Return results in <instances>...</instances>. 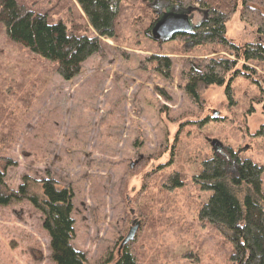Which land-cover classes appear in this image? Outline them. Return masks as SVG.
I'll return each instance as SVG.
<instances>
[{"label": "rangeland", "instance_id": "374dc122", "mask_svg": "<svg viewBox=\"0 0 264 264\" xmlns=\"http://www.w3.org/2000/svg\"><path fill=\"white\" fill-rule=\"evenodd\" d=\"M18 1L71 32L97 36L77 0ZM193 1L185 13L200 22L207 9ZM119 3L117 37H100L102 53L71 81L56 63L11 41L0 23L1 190L16 193L27 182L42 197L48 177L72 188V245L91 263L115 264L138 223L127 246L136 264H234L226 235L199 219L210 193L194 178L227 148L264 165V63H248L252 77L234 80L232 102L226 86H201L195 103L184 92L183 70L206 57H233L218 44L153 42L150 27L165 13V0ZM241 9L231 14L226 36L239 46L256 43L257 29ZM156 56L172 59L171 77ZM50 242L44 215L30 201L0 205V264H57Z\"/></svg>", "mask_w": 264, "mask_h": 264}, {"label": "trees", "instance_id": "16d2710c", "mask_svg": "<svg viewBox=\"0 0 264 264\" xmlns=\"http://www.w3.org/2000/svg\"><path fill=\"white\" fill-rule=\"evenodd\" d=\"M77 2L97 36L71 32L64 21L53 22L48 14L28 9L18 0H0V23L8 38L56 63L58 73L65 81L78 77L83 64L102 53L100 37H117L119 0ZM183 2L185 5L194 3L193 0ZM202 3L206 6L207 18L198 22L195 31L179 33L172 39L184 38L196 47L218 44L233 58L206 57L198 65L191 64L189 70L182 72L184 92L193 102L200 103L201 86H226L232 102L234 80L239 76L252 77L248 71L255 70L248 63H264V0H202ZM239 6L241 18L257 29L256 43L239 46L226 36V24ZM162 58H165V76L171 77L172 59L168 56L153 59L159 61ZM240 61L244 62L242 68H239ZM259 83L263 94L264 80ZM227 152L226 156L214 152L203 162L202 172L194 178L202 191L210 193L199 212V219L217 226L226 235L233 247L231 261L234 264H264V165L238 156L231 148H227ZM230 164L234 166L232 170ZM41 183L42 197L31 193L27 182L16 193H3L4 180L0 172V205H9L13 199H25L43 213L44 228L50 235L52 257L57 264H109L113 261L110 258L91 263L85 253L73 247L74 191L70 187L61 188L52 177ZM135 239L124 246L121 244L115 264H136L135 254L128 249Z\"/></svg>", "mask_w": 264, "mask_h": 264}, {"label": "water", "instance_id": "95a60500", "mask_svg": "<svg viewBox=\"0 0 264 264\" xmlns=\"http://www.w3.org/2000/svg\"><path fill=\"white\" fill-rule=\"evenodd\" d=\"M197 25L193 22V19L187 14H176V13H164L160 18L153 24L150 30V36L153 40L158 42H166L171 40L175 35L179 33H191L195 31ZM217 116L218 112L214 111ZM215 148H219L217 145V140L209 139ZM138 223L133 226L127 237L123 240L122 246L131 242L135 237V232L138 229ZM121 246V247H122Z\"/></svg>", "mask_w": 264, "mask_h": 264}, {"label": "flooded vegetation", "instance_id": "af4514ba", "mask_svg": "<svg viewBox=\"0 0 264 264\" xmlns=\"http://www.w3.org/2000/svg\"><path fill=\"white\" fill-rule=\"evenodd\" d=\"M190 7H186L183 0H165V14L172 12L176 14L185 13L186 9ZM195 8V7H194ZM192 14V13H191ZM189 15L192 18V15ZM194 19V23L198 25V21H196V18ZM263 98H264V89H263ZM263 113H264V103L262 105ZM259 135L264 137V123L262 124L261 128L259 129ZM240 153V152H239ZM237 152L236 154L239 155Z\"/></svg>", "mask_w": 264, "mask_h": 264}, {"label": "bare ground", "instance_id": "6f19581e", "mask_svg": "<svg viewBox=\"0 0 264 264\" xmlns=\"http://www.w3.org/2000/svg\"><path fill=\"white\" fill-rule=\"evenodd\" d=\"M131 228V227H130Z\"/></svg>", "mask_w": 264, "mask_h": 264}]
</instances>
